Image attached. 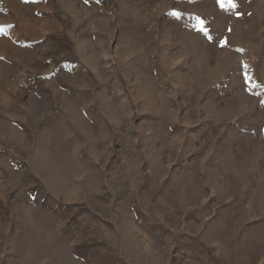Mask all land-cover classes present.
Instances as JSON below:
<instances>
[{"label":"rangeland","instance_id":"374dc122","mask_svg":"<svg viewBox=\"0 0 264 264\" xmlns=\"http://www.w3.org/2000/svg\"><path fill=\"white\" fill-rule=\"evenodd\" d=\"M0 264H264V0H0Z\"/></svg>","mask_w":264,"mask_h":264},{"label":"snow or ice","instance_id":"6c2138e0","mask_svg":"<svg viewBox=\"0 0 264 264\" xmlns=\"http://www.w3.org/2000/svg\"><path fill=\"white\" fill-rule=\"evenodd\" d=\"M221 6H223V3H221ZM232 7H236V5L235 4H232ZM237 15H240V13H237ZM197 19L199 20V18H197ZM199 23H200V26H201V29L200 30L203 31V32H205V34L207 35V29L203 27L204 21L203 20H199ZM208 38L211 39L210 36ZM225 43H226V41H225Z\"/></svg>","mask_w":264,"mask_h":264}]
</instances>
